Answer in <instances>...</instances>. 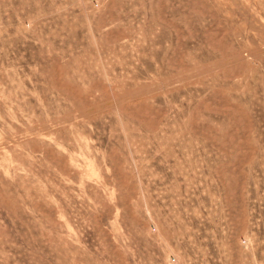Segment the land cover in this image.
<instances>
[{"label":"rangeland","instance_id":"1","mask_svg":"<svg viewBox=\"0 0 264 264\" xmlns=\"http://www.w3.org/2000/svg\"><path fill=\"white\" fill-rule=\"evenodd\" d=\"M0 264H264V0H0Z\"/></svg>","mask_w":264,"mask_h":264}]
</instances>
